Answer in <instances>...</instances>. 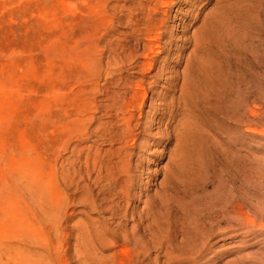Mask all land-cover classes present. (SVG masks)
<instances>
[{
  "label": "bare ground",
  "instance_id": "obj_1",
  "mask_svg": "<svg viewBox=\"0 0 264 264\" xmlns=\"http://www.w3.org/2000/svg\"><path fill=\"white\" fill-rule=\"evenodd\" d=\"M200 1L212 7L192 21L199 25L174 52L181 69L166 77L170 67L157 65L176 41L178 0H81L76 33L51 41L47 55L71 69L47 89L56 109L49 100L42 163L25 156L6 183L0 178L8 208L0 210V264H203L216 243L241 236L243 208L234 197L199 200L191 159L201 177L207 158L195 142L210 117L252 122L242 109L264 89V75L252 51L226 86L222 63L244 0ZM163 78L166 92L157 89ZM153 100L165 107L148 125ZM159 146L167 161L154 170L140 154L155 156ZM231 154L220 164L223 189L234 183Z\"/></svg>",
  "mask_w": 264,
  "mask_h": 264
},
{
  "label": "rangeland",
  "instance_id": "obj_2",
  "mask_svg": "<svg viewBox=\"0 0 264 264\" xmlns=\"http://www.w3.org/2000/svg\"><path fill=\"white\" fill-rule=\"evenodd\" d=\"M80 2L81 0H0V178L4 183L7 182L13 165L17 168L18 165L25 164V156L42 163L40 157L47 134L44 121L49 100L56 109L54 97L51 95L52 98H48L47 89L57 80L58 75L61 76L62 71L71 69L68 62H62L63 70L58 69L57 60L51 61L47 55L50 50L56 49L51 41L61 39L63 43L70 42L76 33L77 19L81 16L78 11ZM200 2L178 0L171 10V25L175 28L176 41L170 48V54L163 55L167 57V62L157 65L170 67L165 72L166 77L172 76L175 69H181L178 66L173 69L177 58L174 52L181 48L184 37L199 25L192 21L196 18L199 20L212 7ZM242 5V15L234 20L233 29L229 33V56L224 57L222 63L226 86L231 80H235L236 75L243 74V67L247 64L244 59L252 51L260 58V67L256 69L260 81L264 75V35L261 40L257 36L259 26L264 23V0H244ZM70 44V47L74 46L72 42ZM167 88L169 86L163 78L157 89L166 92ZM164 107V104L155 100L149 101L144 107L142 122L151 125L153 118L158 121ZM242 112L252 120L251 123L234 124L223 115L212 116L208 119V126L196 139L200 144L195 142L196 147L199 148L200 145L203 149L208 161L207 168L201 172L203 175L200 177L196 171L199 161L195 155L191 159L196 168L194 179L198 182V199L211 203L220 198L230 201L234 197L238 208H243L241 236L216 243L214 252L207 256L203 264H227L240 258L244 261L240 264H264V234H254L264 233V89L258 90L249 99ZM158 151L155 156L142 152L140 161L144 162L150 157L152 160L147 162V167L160 169L167 160H163L160 155L162 146L158 147ZM228 154L235 155L234 183H227L223 189L220 186L223 171L220 164L228 163ZM147 175L148 172H145V181ZM6 206V203L0 205L2 213L8 209Z\"/></svg>",
  "mask_w": 264,
  "mask_h": 264
}]
</instances>
